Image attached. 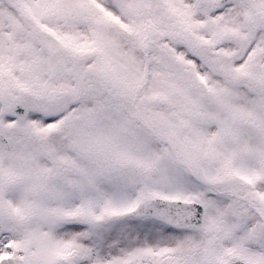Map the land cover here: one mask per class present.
<instances>
[{
    "label": "snow or ice",
    "instance_id": "obj_1",
    "mask_svg": "<svg viewBox=\"0 0 264 264\" xmlns=\"http://www.w3.org/2000/svg\"><path fill=\"white\" fill-rule=\"evenodd\" d=\"M0 264H264V0H0Z\"/></svg>",
    "mask_w": 264,
    "mask_h": 264
}]
</instances>
